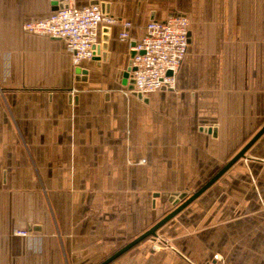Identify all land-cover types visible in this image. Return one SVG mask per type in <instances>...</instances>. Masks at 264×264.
<instances>
[{
  "label": "crops",
  "instance_id": "crops-1",
  "mask_svg": "<svg viewBox=\"0 0 264 264\" xmlns=\"http://www.w3.org/2000/svg\"><path fill=\"white\" fill-rule=\"evenodd\" d=\"M53 1L0 0V264H100L264 124V0H99L118 22L78 66L62 39L23 29ZM173 14L189 19L175 87L139 97L123 83L130 42ZM263 186L264 133L157 231L171 249L146 239L109 264H264Z\"/></svg>",
  "mask_w": 264,
  "mask_h": 264
},
{
  "label": "built area",
  "instance_id": "built-area-1",
  "mask_svg": "<svg viewBox=\"0 0 264 264\" xmlns=\"http://www.w3.org/2000/svg\"><path fill=\"white\" fill-rule=\"evenodd\" d=\"M64 7L53 10L42 19L26 21L23 29L29 33L62 39L71 51L73 66L94 56V46L99 44V28L118 22L100 3L76 6L73 0H63ZM124 30L120 40H128L130 21H123ZM189 19L182 14H173L164 20L146 23L140 39L130 42L131 58L129 78L134 90L141 95L159 89H174L176 73L186 54L188 45ZM17 236H27V231H18ZM152 249L170 248L168 240L156 236Z\"/></svg>",
  "mask_w": 264,
  "mask_h": 264
},
{
  "label": "water",
  "instance_id": "water-1",
  "mask_svg": "<svg viewBox=\"0 0 264 264\" xmlns=\"http://www.w3.org/2000/svg\"><path fill=\"white\" fill-rule=\"evenodd\" d=\"M91 3H100L102 9H105L108 12V6L105 5V3L99 2V0H94ZM53 8L52 10H56L58 7H64L66 4L63 3V0H54L53 1ZM189 37V33H188ZM105 39V37H104ZM105 49L107 47L106 43L96 44L94 48V56L93 59L99 58L100 54V48ZM134 55V52H130V58L128 61V65L126 70L123 72V83L127 84L128 88L132 89L133 80L129 78V71L134 70V67H131V58ZM101 58L104 60L106 58V52H102ZM76 73H86V70L81 69L80 67H76L75 69ZM139 97H142L140 93H137ZM264 133V124L261 126V128L254 133V135L241 147L211 178L208 182H206L201 188H199L196 192L191 194L190 196H186L185 194H181L179 196L180 199H184L181 203H178V200H175L174 205L176 207L169 212L166 216H164L161 220H159L157 223H155L151 228H149L147 231L143 232L141 235L134 238L132 241L124 245L122 248H120L118 251H116L114 254H112L110 257H108L106 260L101 262L100 264H109L121 255H123L125 252L142 242L146 239L153 240L157 236V231L165 225L168 221H170L172 218H174L177 214H179L184 208H186L189 204H191L195 199H197L201 194H203L209 187H211L218 178L228 169L230 166H232L238 159L245 157L246 151L251 147V145ZM178 203V204H177Z\"/></svg>",
  "mask_w": 264,
  "mask_h": 264
},
{
  "label": "rangeland",
  "instance_id": "rangeland-1",
  "mask_svg": "<svg viewBox=\"0 0 264 264\" xmlns=\"http://www.w3.org/2000/svg\"><path fill=\"white\" fill-rule=\"evenodd\" d=\"M237 151L239 150V149H236ZM237 151H235V152H233V153H231V155H230V157H229V159L237 152ZM263 188H264V186H263ZM264 192V191H263ZM194 192H193V190L191 189V190H186V191H183V192H172V193H167L166 195H165V197H166V199L168 200V202L172 205V208H174V207H176V205H174V202H175V200H178L179 202L178 203H181L184 199H180L179 198V196L181 195V194H185L187 197L188 196H190L191 194H193ZM263 202H264V195H263ZM177 203V204H178ZM154 223H156V222H152L150 225H152V224H154ZM145 230H147L146 228L145 229H143V230H141V231H139V233L137 234V235H141L143 232H145ZM134 238V236L133 237H131V238H126L125 239V243H128L130 240H132ZM148 240H151V239H148ZM123 246H124V244H123ZM119 247H122V245L121 246H119ZM170 249H171V247H170Z\"/></svg>",
  "mask_w": 264,
  "mask_h": 264
}]
</instances>
